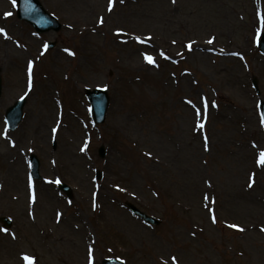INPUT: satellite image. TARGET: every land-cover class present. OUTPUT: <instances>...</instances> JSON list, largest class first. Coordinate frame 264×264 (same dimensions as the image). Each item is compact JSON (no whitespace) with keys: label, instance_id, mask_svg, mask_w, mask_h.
Here are the masks:
<instances>
[{"label":"rangeland","instance_id":"374dc122","mask_svg":"<svg viewBox=\"0 0 264 264\" xmlns=\"http://www.w3.org/2000/svg\"><path fill=\"white\" fill-rule=\"evenodd\" d=\"M41 2L60 31L37 33L17 17V0H0V217L13 220L0 223V264H29L25 255L32 264H89L90 251L92 264H264V122L252 85L256 77L264 99V0H116L111 31L97 16L109 0ZM48 41L55 46L45 49ZM88 88L109 94L101 125ZM21 97L11 132L5 111ZM30 153L40 159L37 180ZM128 201L162 223L147 225Z\"/></svg>","mask_w":264,"mask_h":264},{"label":"water","instance_id":"95a60500","mask_svg":"<svg viewBox=\"0 0 264 264\" xmlns=\"http://www.w3.org/2000/svg\"><path fill=\"white\" fill-rule=\"evenodd\" d=\"M19 17L25 18L28 21H30L39 31L42 30H49V29H59L60 24L52 17L50 16L47 11L43 8L39 0H19V11H18ZM261 48L264 51V36L263 40L261 42ZM255 84H257V80L254 81ZM0 94H1V77H0ZM89 97L93 103L94 107V118L96 122H103L106 117V111L108 107V95L107 92L97 90L94 92H89ZM25 103V100L17 102V104L13 107H11L8 110V118L11 122L12 128H15L17 126V123L21 119L22 114V108ZM262 111L264 114V103L262 102ZM100 155L103 157L105 155L104 147L100 148ZM33 170L35 173V176H39L38 174V165L39 161L38 159L33 156ZM63 188L66 190H69V188L66 185H63ZM134 212L143 217L145 220L149 222L158 223L159 221L156 219H153L141 211H139L136 207H131ZM6 222L9 224L7 219H5ZM104 264H122L121 262H113V261H105Z\"/></svg>","mask_w":264,"mask_h":264},{"label":"snow or ice","instance_id":"6c2138e0","mask_svg":"<svg viewBox=\"0 0 264 264\" xmlns=\"http://www.w3.org/2000/svg\"><path fill=\"white\" fill-rule=\"evenodd\" d=\"M115 2H116V0H109V8H108V11L111 12V11L113 10V5L115 4ZM120 2L122 3L123 0H120ZM13 3H15V0H13ZM173 3H175V0H173ZM6 15H11V13H8V14H6ZM260 19H261V23H262V29H261V30L264 31V14L261 15ZM99 22H100V24H103V23H104V19H103V17L100 18ZM118 31H121V30H118ZM0 33H4L5 35H7V33L5 32V29H4V28H0ZM149 39H151V38L149 37ZM213 39H214V38H213ZM136 40H137V41H140V42H143V41L141 40V37H139V36L136 37ZM212 42H213L212 40H209V43H212ZM47 47H48V46L45 45V49H47ZM187 47L189 48V50H191V49H192V44L189 43ZM65 51H68V50L66 49ZM71 54H72V55H75V53H71ZM161 55H163V53H161ZM144 58H145V60H146L149 64H155V63H156L154 57L151 56V55H148L147 53L144 54ZM29 71H30V73H31V67H30ZM187 103L190 104V105H193V107L195 108V105H194V103H193L192 100H188ZM214 106H216V105H214ZM203 107H204V110H205V113H206L207 108H208V101H207L206 98H205L204 101H203ZM195 111H196V115L199 116L200 113H201L200 108H195ZM262 122H264V120H262ZM196 127L199 128V129H204L205 125H204V123L198 121ZM54 131H55V129H54ZM5 135H6V134H5ZM207 139H208V138H207V136L205 135V136H204V140H205V144H206V145H207ZM82 150H83V149H82ZM148 155H151V154L149 153ZM257 163H258V165L264 167V151H261V152L259 153V158H258V160H257ZM254 175H255V174H253V178H252V180L250 181L248 187H252L253 184L255 183ZM56 182L59 183V181H56ZM35 198H36V197H35V192H33V195H32V200H33V202L35 201ZM205 198L207 199V197H205ZM206 206H207V205H206ZM94 207H95V205H94ZM212 220H213L214 223L216 222V217H215V215L212 216ZM231 226H232L233 228H239L240 231H244V229H243L242 227H240L239 225H235V224H234V225H231ZM5 231H6V230H5ZM89 256H90L89 264H92V259H91V257H92V252H91V251L89 252ZM24 259H25L26 261H28L29 264H32V262H33V258H31V257H29V256H27V255H25ZM173 260H175V257H173Z\"/></svg>","mask_w":264,"mask_h":264},{"label":"bare ground","instance_id":"6f19581e","mask_svg":"<svg viewBox=\"0 0 264 264\" xmlns=\"http://www.w3.org/2000/svg\"><path fill=\"white\" fill-rule=\"evenodd\" d=\"M108 8L109 7H107L106 6V8H105V12L103 11L101 14H99V15H97L98 16V20H100V18L101 17H103V19H104V23H103V25H104V27H105V24L107 23L106 22V14H108ZM129 11L132 13L133 12V10L132 9H129ZM93 27H95L94 25H93ZM1 28V27H0ZM106 31H111L112 29L111 28H108V27H105L104 28ZM12 33H14L13 32V30H12ZM128 35H135V34H131V33H128ZM130 40H133V38H129V37H126V38H124V40H122V41H120V43H122V44H126L128 41H130ZM0 41H2L3 42V38H2V33H0ZM147 41V40H146ZM206 46L207 45H199L198 46V49H200L197 53H199V55H208V53L206 52L207 50H206ZM153 49H154V51L157 53V54H160L161 52H162V50H161V48L158 46V45H154L153 46ZM206 50V51H205ZM143 56V55H142ZM143 64H144V66L146 65V66H148V67H151L152 66V64H149L146 60H145V58H144V60H143ZM190 105V104H189ZM56 107H57V105H56ZM191 108L193 109V112H194V110H195V108L193 107V105L191 106ZM187 110H188V108H186ZM189 111V110H188ZM56 111H55V109L53 108V109H50L49 111H48V113H47V115H48V117H49V119H53V118H55L56 119V113H55ZM193 119H194V117H193ZM56 122V121H55ZM55 122H54V124L51 126V125H48V127H47V130L50 132V134H51V132H52V129H53V126H55ZM44 129H45V126H44ZM46 130V129H45ZM77 217H74V218H71V219H69L68 220V222L70 223V224H75V219H76ZM76 228L78 229V226H76ZM83 230H84V235H85V238H89L90 237V234H89V232L86 230V228H82Z\"/></svg>","mask_w":264,"mask_h":264}]
</instances>
